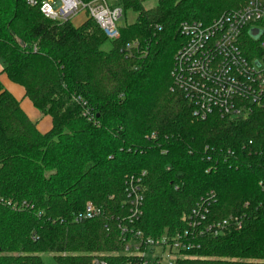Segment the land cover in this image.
<instances>
[{
  "label": "trees",
  "instance_id": "trees-1",
  "mask_svg": "<svg viewBox=\"0 0 264 264\" xmlns=\"http://www.w3.org/2000/svg\"><path fill=\"white\" fill-rule=\"evenodd\" d=\"M247 2L159 0L146 10L120 0L137 18L113 41L89 17L76 27L0 0L3 72L53 120L41 134L0 81V195L30 206L0 205V264H142L120 226L174 236L210 194L205 225L230 224L177 264H264V112L200 120L171 76L184 22L210 24ZM142 172L144 214L129 226L125 181ZM89 202L102 215L76 223Z\"/></svg>",
  "mask_w": 264,
  "mask_h": 264
},
{
  "label": "built area",
  "instance_id": "built-area-1",
  "mask_svg": "<svg viewBox=\"0 0 264 264\" xmlns=\"http://www.w3.org/2000/svg\"><path fill=\"white\" fill-rule=\"evenodd\" d=\"M120 0H25L31 8H38L51 21L66 23L85 10L109 40L120 38L119 23L124 12ZM87 17V18H88ZM259 36L255 39L252 32ZM184 42L174 58L171 73L173 85L181 91L192 107L193 115L206 120L212 115L247 118L254 110L264 112V0H248L240 9L224 13L210 24L184 22L180 28ZM139 44L128 45L130 52ZM83 116L93 119V112L83 103ZM146 172L126 177L125 192L129 226L139 223L144 211L143 181ZM210 194L198 204L188 217V229L174 236L159 239L144 238L126 224L120 226L126 243L125 252L142 264H177L186 252L199 249L200 239L207 235L223 234L228 221L206 226L210 212ZM0 205L19 211L29 208L4 199ZM102 215V210L88 203L75 221L83 223ZM132 238L133 240L129 239ZM159 251V254H157ZM98 264V262H96ZM132 264V263H131Z\"/></svg>",
  "mask_w": 264,
  "mask_h": 264
},
{
  "label": "crops",
  "instance_id": "crops-1",
  "mask_svg": "<svg viewBox=\"0 0 264 264\" xmlns=\"http://www.w3.org/2000/svg\"><path fill=\"white\" fill-rule=\"evenodd\" d=\"M0 81L10 93L20 102L22 109L29 119L37 125V129L41 134H47L53 128V120L49 116H43L27 98L24 87L13 83L7 74L3 72V67L0 64ZM43 117H42V116Z\"/></svg>",
  "mask_w": 264,
  "mask_h": 264
},
{
  "label": "rangeland",
  "instance_id": "rangeland-1",
  "mask_svg": "<svg viewBox=\"0 0 264 264\" xmlns=\"http://www.w3.org/2000/svg\"><path fill=\"white\" fill-rule=\"evenodd\" d=\"M141 1L143 2V5H144L146 10H151V9L156 8L159 0H141ZM109 2L111 5H114L112 0H109ZM87 17L88 16H87L86 11L82 10V11H80V13L78 15H76L75 17H73L71 19V23L74 26L79 27L87 20ZM136 18H137V15L133 12L124 13V17L120 21L119 25L125 26L126 24H132L136 21ZM157 254H159V251H157ZM45 261H46V264H52V260L48 256L45 257Z\"/></svg>",
  "mask_w": 264,
  "mask_h": 264
},
{
  "label": "water",
  "instance_id": "water-1",
  "mask_svg": "<svg viewBox=\"0 0 264 264\" xmlns=\"http://www.w3.org/2000/svg\"><path fill=\"white\" fill-rule=\"evenodd\" d=\"M259 34V32H257L256 30H254L253 32H252V36L255 38V39H257L258 38V35Z\"/></svg>",
  "mask_w": 264,
  "mask_h": 264
}]
</instances>
